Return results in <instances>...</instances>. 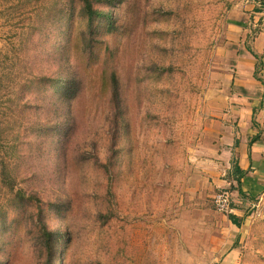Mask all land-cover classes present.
<instances>
[{
  "label": "rangeland",
  "instance_id": "1",
  "mask_svg": "<svg viewBox=\"0 0 264 264\" xmlns=\"http://www.w3.org/2000/svg\"><path fill=\"white\" fill-rule=\"evenodd\" d=\"M90 2L0 0V264H264V0Z\"/></svg>",
  "mask_w": 264,
  "mask_h": 264
},
{
  "label": "crops",
  "instance_id": "2",
  "mask_svg": "<svg viewBox=\"0 0 264 264\" xmlns=\"http://www.w3.org/2000/svg\"><path fill=\"white\" fill-rule=\"evenodd\" d=\"M232 25L236 26L238 28L245 27V21L244 20L242 22L234 21L232 23ZM248 54L250 56H252L250 53H248ZM261 163L264 165V162H260V164ZM242 180H243V178H242ZM225 215H227V214H222V216L224 217V222H227L226 223V231L228 233H230L231 236L228 235V233H227L228 241H225L227 239V235L222 236L220 239L218 238V235H217V239H216L217 240L216 244L218 245L217 246V256H219V258H218V260L216 259L217 261H215V264H237L236 260H237V257L240 253L237 250V248H235V247H236V244L239 243V240L242 237V234L244 233V231L242 233V227L248 218H243L242 217L243 215H241V213H239V211L236 209L231 210L229 215H233L236 218V221L238 224V225H234L228 219V216H225ZM233 229H235V230L233 231ZM238 230H239V233H238ZM225 246H226V248H225Z\"/></svg>",
  "mask_w": 264,
  "mask_h": 264
},
{
  "label": "trees",
  "instance_id": "3",
  "mask_svg": "<svg viewBox=\"0 0 264 264\" xmlns=\"http://www.w3.org/2000/svg\"><path fill=\"white\" fill-rule=\"evenodd\" d=\"M81 2H83V7H82V10L84 12V16L85 18L87 19L88 21V25L87 27L88 28H92L93 26H95V22L97 20V18H99L100 14L97 12V10L92 6V3L90 2V0H81ZM261 3H264V2H261ZM260 3V4H261ZM260 10V9H258ZM109 24V23H107ZM248 52L257 60V55L248 50ZM109 78H110V93H108L109 95V99L110 100H116L117 99V94H118V85H117V81H116V76L114 74V71H111L110 70V73H109ZM67 85L63 86L62 89L63 91L65 92L66 91V94H71L73 93V89L70 91V87H66ZM64 87H66L64 89ZM59 92V91H57ZM256 138L254 137L250 143H252ZM234 171L235 173L238 174V176H236L234 179L235 181L238 183V185L240 184V178L242 177V174L243 172L241 171V169L238 167L237 164H235L234 166ZM231 207V206H230ZM230 214V213H229ZM228 219L234 224V225H238L237 224V221H236V218L233 216V215H228ZM47 242L49 241L50 243V240L51 239V236L48 234L47 235Z\"/></svg>",
  "mask_w": 264,
  "mask_h": 264
},
{
  "label": "built area",
  "instance_id": "4",
  "mask_svg": "<svg viewBox=\"0 0 264 264\" xmlns=\"http://www.w3.org/2000/svg\"><path fill=\"white\" fill-rule=\"evenodd\" d=\"M213 205L215 210L222 214H229L231 212L230 197L226 192L217 193L213 197Z\"/></svg>",
  "mask_w": 264,
  "mask_h": 264
}]
</instances>
